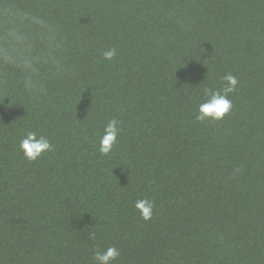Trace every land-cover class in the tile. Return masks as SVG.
<instances>
[{
  "label": "trees",
  "instance_id": "obj_1",
  "mask_svg": "<svg viewBox=\"0 0 264 264\" xmlns=\"http://www.w3.org/2000/svg\"><path fill=\"white\" fill-rule=\"evenodd\" d=\"M226 71L232 112L197 122ZM25 128L55 150L24 160ZM112 245L113 264H264V0H0V264Z\"/></svg>",
  "mask_w": 264,
  "mask_h": 264
},
{
  "label": "clouds",
  "instance_id": "obj_2",
  "mask_svg": "<svg viewBox=\"0 0 264 264\" xmlns=\"http://www.w3.org/2000/svg\"><path fill=\"white\" fill-rule=\"evenodd\" d=\"M117 56L115 47L102 51V58L111 62ZM239 78L231 71H226L216 83L202 86L195 105V120L197 122L221 121L233 110V94L239 91ZM122 121L115 116L106 118L102 131L97 137V151L101 156H109L118 144L122 133ZM16 151L28 162L38 161L43 156L55 150L50 137L38 129L25 128L16 139ZM134 208L143 221L152 219L155 210L154 202L148 198H140L134 202ZM95 240L96 234L90 233ZM120 250L115 246L94 249L93 264H113L120 257Z\"/></svg>",
  "mask_w": 264,
  "mask_h": 264
}]
</instances>
